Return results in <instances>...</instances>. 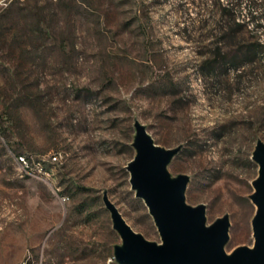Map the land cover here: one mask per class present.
<instances>
[{"label":"rangeland","instance_id":"1","mask_svg":"<svg viewBox=\"0 0 264 264\" xmlns=\"http://www.w3.org/2000/svg\"><path fill=\"white\" fill-rule=\"evenodd\" d=\"M212 1L0 0V264H119L105 192L161 243L126 168L136 121L180 146L167 169L205 223L228 215L225 252L252 246L264 16L223 30Z\"/></svg>","mask_w":264,"mask_h":264},{"label":"water","instance_id":"2","mask_svg":"<svg viewBox=\"0 0 264 264\" xmlns=\"http://www.w3.org/2000/svg\"><path fill=\"white\" fill-rule=\"evenodd\" d=\"M135 127L132 145L136 154L126 168L136 197L143 200L157 226L161 243L136 232L105 192L103 200L122 240L115 245V260L119 264H264V142L258 140L251 154L258 166L249 195L255 206L251 219L253 244L239 245L226 253L228 215L207 225L205 206L185 202L188 176H172L167 169L180 146L156 145L145 125L136 121Z\"/></svg>","mask_w":264,"mask_h":264},{"label":"trees","instance_id":"3","mask_svg":"<svg viewBox=\"0 0 264 264\" xmlns=\"http://www.w3.org/2000/svg\"><path fill=\"white\" fill-rule=\"evenodd\" d=\"M264 0H213L214 10L223 19L220 26L223 30L228 29H245L247 22L239 18L242 11H245L248 21H251L253 27L261 28L263 24L259 22L258 17L264 16V8L256 12L257 8L263 4ZM260 9V8H259ZM263 47L261 41H256L254 46ZM256 49V47H254ZM253 50V49H252Z\"/></svg>","mask_w":264,"mask_h":264},{"label":"built area","instance_id":"4","mask_svg":"<svg viewBox=\"0 0 264 264\" xmlns=\"http://www.w3.org/2000/svg\"><path fill=\"white\" fill-rule=\"evenodd\" d=\"M48 160L54 161L55 163L59 162V154L55 152H51L48 154ZM26 173L31 174L32 168L31 167H21Z\"/></svg>","mask_w":264,"mask_h":264},{"label":"bare ground","instance_id":"5","mask_svg":"<svg viewBox=\"0 0 264 264\" xmlns=\"http://www.w3.org/2000/svg\"><path fill=\"white\" fill-rule=\"evenodd\" d=\"M17 162L18 164L21 166V167H30V164L27 160V157L25 155H21V156H18L17 158ZM51 161V160H50ZM51 162H54V161H51ZM42 166V165H41ZM44 166V165H43ZM38 167V166H37ZM44 171V170H43ZM45 172V171H44ZM44 174H47V173H44Z\"/></svg>","mask_w":264,"mask_h":264}]
</instances>
